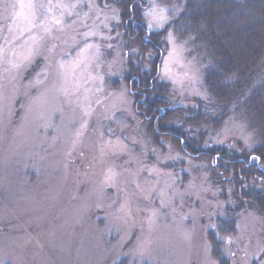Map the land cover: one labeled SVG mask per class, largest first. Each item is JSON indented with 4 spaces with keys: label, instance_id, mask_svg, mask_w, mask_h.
Wrapping results in <instances>:
<instances>
[{
    "label": "rangeland",
    "instance_id": "obj_1",
    "mask_svg": "<svg viewBox=\"0 0 264 264\" xmlns=\"http://www.w3.org/2000/svg\"><path fill=\"white\" fill-rule=\"evenodd\" d=\"M148 1V31L181 11ZM167 33L152 62L113 2L0 0V264H264V214L140 119L126 75L141 68L173 107L213 111L204 64ZM199 123L204 147L257 143L234 113Z\"/></svg>",
    "mask_w": 264,
    "mask_h": 264
},
{
    "label": "trees",
    "instance_id": "obj_2",
    "mask_svg": "<svg viewBox=\"0 0 264 264\" xmlns=\"http://www.w3.org/2000/svg\"><path fill=\"white\" fill-rule=\"evenodd\" d=\"M107 1L120 10L128 44L150 45L147 52L151 51L152 62L161 61L167 49V32L171 31L177 39L189 42L205 66L204 82L214 102L211 113L173 107L169 85L156 79L154 68L126 75L129 87H135L131 94L150 138L157 143L171 137L183 152L209 157L213 165L219 162L215 167L224 173L219 177L229 184L234 196L264 214V0H158L181 9L162 31L147 29L143 13L149 7L148 0ZM153 112L160 120L149 123L146 117ZM231 113L239 115L256 133L252 151L243 146L204 147L196 137H188L195 123L203 121L217 128Z\"/></svg>",
    "mask_w": 264,
    "mask_h": 264
}]
</instances>
